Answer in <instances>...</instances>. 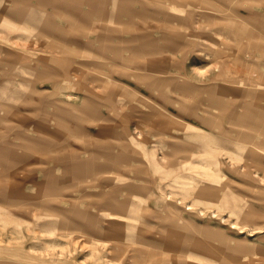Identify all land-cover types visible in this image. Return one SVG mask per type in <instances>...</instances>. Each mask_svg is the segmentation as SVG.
I'll list each match as a JSON object with an SVG mask.
<instances>
[{
    "label": "rangeland",
    "instance_id": "rangeland-1",
    "mask_svg": "<svg viewBox=\"0 0 264 264\" xmlns=\"http://www.w3.org/2000/svg\"><path fill=\"white\" fill-rule=\"evenodd\" d=\"M263 62L264 0H0V264H264Z\"/></svg>",
    "mask_w": 264,
    "mask_h": 264
},
{
    "label": "bare ground",
    "instance_id": "bare-ground-1",
    "mask_svg": "<svg viewBox=\"0 0 264 264\" xmlns=\"http://www.w3.org/2000/svg\"><path fill=\"white\" fill-rule=\"evenodd\" d=\"M239 60V59H238ZM240 61V60H239ZM261 67L264 68V62L261 63ZM261 79V78H260ZM251 95V94H250ZM206 133V132H205ZM243 143V142H242ZM247 144V143H246ZM251 145V144H250ZM254 146V145H253ZM207 188V187H206Z\"/></svg>",
    "mask_w": 264,
    "mask_h": 264
}]
</instances>
